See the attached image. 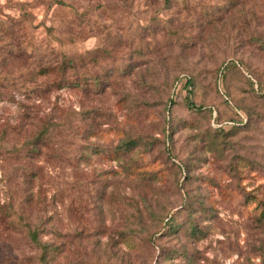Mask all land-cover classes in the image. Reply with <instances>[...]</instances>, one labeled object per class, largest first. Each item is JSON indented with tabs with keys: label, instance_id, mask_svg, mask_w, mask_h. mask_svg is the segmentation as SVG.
<instances>
[{
	"label": "rangeland",
	"instance_id": "374dc122",
	"mask_svg": "<svg viewBox=\"0 0 264 264\" xmlns=\"http://www.w3.org/2000/svg\"><path fill=\"white\" fill-rule=\"evenodd\" d=\"M56 1L0 0V83L20 86L0 95V264H264V99L247 82L264 83V1ZM55 53L101 91L23 95L55 84ZM189 78L205 114L183 105ZM62 120L38 157L13 154ZM122 138L143 144L116 160Z\"/></svg>",
	"mask_w": 264,
	"mask_h": 264
},
{
	"label": "trees",
	"instance_id": "16d2710c",
	"mask_svg": "<svg viewBox=\"0 0 264 264\" xmlns=\"http://www.w3.org/2000/svg\"><path fill=\"white\" fill-rule=\"evenodd\" d=\"M163 2L167 9L168 8L170 9L171 4H173V0H163ZM182 2H184L183 8L185 10L188 9L190 13L194 10L193 0L191 1L188 0L187 2L186 0H182ZM56 3L58 4V6L62 8L67 7L62 0L56 1ZM52 4H55V3H52ZM22 6H25V4H23ZM49 7L51 8L53 6H49ZM56 31H57L56 28L47 29V33L50 35L51 41H55L59 46H64L65 42L60 37L56 36L55 34ZM256 40H257V44L262 49H264V40L260 38H257ZM30 48H32L33 50L37 49L35 47L33 48V45H31ZM51 51L54 52V49H51ZM23 52L25 53V55L28 56L27 50ZM139 52L140 51H138V53ZM9 56L13 57V55L11 54H9ZM33 57H35V55H33ZM54 58L55 60L51 61V63H49L50 60H48V61H45L46 63L40 66L41 68L40 76H42L43 78H47L49 75H56V78L58 80L55 82V84H53L51 87H48V88H45L41 85L33 89L22 87L23 93H25L23 95L34 94V95L44 96L47 92L51 90L60 91V90L67 89V88L68 89L75 88L83 92H92V93H98L101 91L102 83L96 79L92 80V78L88 82V78L86 77V75L83 72L77 70V66L75 65V62L72 58L67 57V55L62 54V53H59V54L55 53ZM4 60H5L4 61V64H5L7 59L5 58ZM233 68H237V65L235 63H232L231 65H226L222 71V74L225 71L227 70L229 71L230 69H233ZM252 78L256 79L257 88H255L253 79L247 78V82H249L251 91L255 95H257V97L264 99V83L260 81L259 78L255 77L254 75H252ZM194 85L195 84H194L193 78H189L185 80V83H183L182 89L186 92L183 105L192 112H196L199 114H205L206 109L202 106L196 105L193 102ZM17 92L20 93V86L15 84L14 81L13 83H10V84L0 83V95L7 93V97L9 98V100L14 98V94ZM224 97H227V95H225ZM169 104L174 106L175 104H177V102L174 99H171ZM225 104H228V100L225 101ZM208 111L212 115V110L208 109ZM236 115H237V111H236ZM215 122L218 125L220 124V121L217 118L215 119ZM230 124L232 125V128L234 127L239 128L243 126V119L242 118L240 120L231 119ZM41 126H42L41 127L42 131L35 138H33L30 142H27L26 145L22 147V149H20V147L12 148V152L14 155L19 156L21 153H23V150H25V152L28 155H36L38 157L41 154L42 148L46 147L47 144L52 140L51 136L52 134H54L55 130H58V131L60 130L61 132H63V130H67L69 128L68 125L63 123V120L59 123L45 121ZM215 132H217V134L222 135V136L225 135L224 126L220 125L218 128H215ZM165 138L167 139V141H170V134L166 132ZM141 144H143V141L142 139H139V138H122L119 142L118 147L114 150V153L112 154L114 155V158H116V160H122L123 157L128 156L131 151H133L137 147H140ZM90 153H92L93 155L100 154L101 156H105L109 154V151L105 150L102 146L93 144L90 147ZM135 169H137V166L135 165V163H133L130 165V167L127 170L130 172H133V170ZM29 173L30 172H26V174L30 175ZM143 175H147V173H143ZM27 227H28L27 228L28 230L26 232L31 242L35 244L38 248H40L44 255L47 254L49 251V246L44 245L43 243L40 242L39 240L40 231L36 229H32L30 226H27ZM167 227H168V230H170V232H173L175 229L179 228V224L175 221L173 217H169ZM191 231L193 232L196 231V227L191 226Z\"/></svg>",
	"mask_w": 264,
	"mask_h": 264
}]
</instances>
